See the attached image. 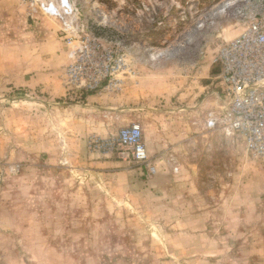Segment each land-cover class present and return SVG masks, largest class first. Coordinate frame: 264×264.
<instances>
[{
    "label": "rangeland",
    "instance_id": "1",
    "mask_svg": "<svg viewBox=\"0 0 264 264\" xmlns=\"http://www.w3.org/2000/svg\"><path fill=\"white\" fill-rule=\"evenodd\" d=\"M72 1L112 66L93 91L38 0H0V264H264V159L204 127L261 0ZM131 123L153 172L90 144Z\"/></svg>",
    "mask_w": 264,
    "mask_h": 264
},
{
    "label": "built area",
    "instance_id": "2",
    "mask_svg": "<svg viewBox=\"0 0 264 264\" xmlns=\"http://www.w3.org/2000/svg\"><path fill=\"white\" fill-rule=\"evenodd\" d=\"M258 10L247 14L240 32L223 42L214 58V106L207 109L204 127L239 134L251 153L264 159V0ZM42 14L59 21L63 37L74 42L65 67L67 83L82 91H93L110 73L112 66L93 64L102 45L88 21L72 0H38ZM90 144L99 150L117 152L153 172L143 142L141 125L131 123L115 135L94 138ZM177 169V168H175Z\"/></svg>",
    "mask_w": 264,
    "mask_h": 264
},
{
    "label": "bare ground",
    "instance_id": "3",
    "mask_svg": "<svg viewBox=\"0 0 264 264\" xmlns=\"http://www.w3.org/2000/svg\"><path fill=\"white\" fill-rule=\"evenodd\" d=\"M88 3V4H87ZM86 4H87V6H91L92 5V0H87L86 1Z\"/></svg>",
    "mask_w": 264,
    "mask_h": 264
}]
</instances>
